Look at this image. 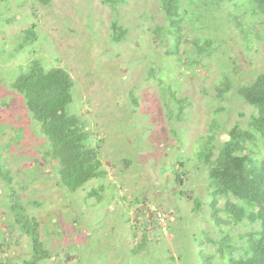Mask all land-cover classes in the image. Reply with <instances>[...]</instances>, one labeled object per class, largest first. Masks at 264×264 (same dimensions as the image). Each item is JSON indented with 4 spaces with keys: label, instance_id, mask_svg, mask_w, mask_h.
Segmentation results:
<instances>
[{
    "label": "rangeland",
    "instance_id": "rangeland-1",
    "mask_svg": "<svg viewBox=\"0 0 264 264\" xmlns=\"http://www.w3.org/2000/svg\"><path fill=\"white\" fill-rule=\"evenodd\" d=\"M115 19L127 29L119 42L112 38ZM34 21L38 41L17 50ZM166 26L160 0H123L116 8L102 0H0V168L12 176L9 185L0 174V264H22L32 255L30 239L13 225L14 193L38 219L53 254L40 264H198L201 247L215 253L203 238L222 233L212 220L201 151L209 135L224 142L255 111L235 89L224 99L217 95L223 71L233 74L236 87L264 70V22L252 46L238 28L222 32L218 50L194 71L180 60L192 49L188 38L180 54L170 53ZM36 57L70 71L73 108L101 150L107 177L76 192L57 184L56 162L44 156L47 140L22 95L10 88L22 73L18 67ZM171 92L184 99L181 116ZM174 168L184 171L183 184ZM195 199L202 202L196 211ZM246 222L234 225L236 238L251 229Z\"/></svg>",
    "mask_w": 264,
    "mask_h": 264
},
{
    "label": "trees",
    "instance_id": "trees-1",
    "mask_svg": "<svg viewBox=\"0 0 264 264\" xmlns=\"http://www.w3.org/2000/svg\"><path fill=\"white\" fill-rule=\"evenodd\" d=\"M102 1L116 8L123 0ZM33 2L49 5L52 0ZM160 2L167 21L165 33L172 39L170 53L180 54L182 40L187 37L192 49L187 50L185 55H180V60L186 58L188 68L193 71L205 56H212L218 50L225 40L221 36L222 32L238 28L248 46H252L253 36H260L258 27L264 22V0ZM37 27L38 24L34 21L23 30L17 50L38 41ZM111 27L114 41L126 38L127 29L119 24L118 19L112 22ZM204 30L206 31L203 32ZM191 35H194L193 38ZM152 67L151 73L155 69V66ZM18 68L22 73L10 83V88L22 95L33 124L37 125V132L47 140L48 149L44 156L56 162L53 171L57 184L76 192L94 179L106 178L107 171L99 144L94 143L95 139L87 129L86 119L73 108L76 81L70 71L61 65L48 66L40 57ZM222 74L217 96L224 99L227 91L235 89L255 111L252 112L248 125L245 127L240 123L236 124L228 131L229 138L224 142L217 144V137L209 135L208 142L201 151L202 161L208 168L211 216L220 227L222 237L213 238L209 234L203 236L216 251L214 254L209 253L201 247L198 264H264V70L254 81L238 83L236 87L229 70ZM167 96L176 105L177 116L183 115L184 99L178 98L175 92ZM132 99L135 104L136 98L133 96ZM96 141L99 142V139ZM179 162L183 164L181 160ZM174 171L176 181L183 184L184 171L180 173L175 168ZM0 174L10 185L12 176L9 169L0 168ZM93 193L98 195V190H93ZM180 194L185 192L180 190ZM222 198H225V204L220 207ZM12 200L16 212L14 215L10 208L14 228L17 227L26 234L32 244L31 258L22 264H40L53 255L41 237L40 223L15 193L12 194ZM201 207V200L195 199L194 210ZM246 221L251 229L244 231L241 238H236L232 234L234 225ZM227 223L230 228L223 229ZM10 229L14 231L13 227ZM3 234L6 235V231ZM202 240L201 238V245ZM134 251L138 253V249ZM151 255H154L155 261L158 258L162 262L156 252Z\"/></svg>",
    "mask_w": 264,
    "mask_h": 264
},
{
    "label": "built area",
    "instance_id": "built-area-1",
    "mask_svg": "<svg viewBox=\"0 0 264 264\" xmlns=\"http://www.w3.org/2000/svg\"><path fill=\"white\" fill-rule=\"evenodd\" d=\"M162 216H163V215L160 213V214H159V217L163 218Z\"/></svg>",
    "mask_w": 264,
    "mask_h": 264
},
{
    "label": "clouds",
    "instance_id": "clouds-1",
    "mask_svg": "<svg viewBox=\"0 0 264 264\" xmlns=\"http://www.w3.org/2000/svg\"><path fill=\"white\" fill-rule=\"evenodd\" d=\"M162 214V213H161Z\"/></svg>",
    "mask_w": 264,
    "mask_h": 264
}]
</instances>
